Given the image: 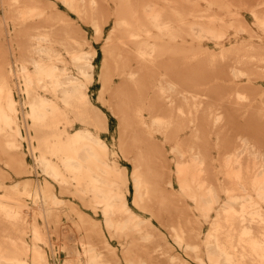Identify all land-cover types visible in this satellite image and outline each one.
Returning a JSON list of instances; mask_svg holds the SVG:
<instances>
[{"label":"bare ground","instance_id":"obj_1","mask_svg":"<svg viewBox=\"0 0 264 264\" xmlns=\"http://www.w3.org/2000/svg\"><path fill=\"white\" fill-rule=\"evenodd\" d=\"M18 1L0 16V264H48L44 247L56 242L62 264H118L101 225L55 187L100 212L125 264H191L128 205L129 182L132 204L196 264H264V0H59L103 40L99 67L96 46L65 16L45 0ZM94 82L130 173L100 137L108 118ZM168 142L176 191L161 166ZM63 206L72 228L59 225ZM72 229L82 235L69 244Z\"/></svg>","mask_w":264,"mask_h":264},{"label":"rangeland","instance_id":"obj_2","mask_svg":"<svg viewBox=\"0 0 264 264\" xmlns=\"http://www.w3.org/2000/svg\"><path fill=\"white\" fill-rule=\"evenodd\" d=\"M45 2H46V5L49 7L48 11H57V12L61 13L79 30V32L84 33L87 37L90 38L91 42H93V37L95 34H94L92 26H90L88 23L84 22L75 12L68 9V7L66 5L62 4L59 0H45ZM201 3L203 4V2H201ZM1 4H3V6ZM1 4H0V16L1 17L6 16L8 18L10 11H12L14 7L10 8V6L8 5L9 4L8 0H2ZM22 4H23V2L21 0H19L16 4L17 5L16 8L20 9ZM248 19L251 21V18L249 16H248ZM9 21H10V19H9ZM10 25L11 24H9L8 27H10ZM34 27H37V24H36L35 20L32 19L27 26L28 29H26L24 32V34H25L24 36L26 37L28 35V32L31 33V31H29V30H33ZM105 29L106 30L104 33V37L107 34V32L109 31L110 26L109 25L106 26ZM23 39H21V40L24 41ZM102 42H103V40H101L99 42H95V43L93 42V44L96 46L97 51H98L97 55H96V60H95L96 61L95 63L98 64V67L100 66L99 64L102 60V54L100 53V50H99ZM6 47L7 46L5 45V47L2 48L3 52H4L3 53L4 59L8 58V56H7L8 55L7 54L8 49L6 50ZM116 83H117L116 77H113V85H115ZM98 89H99L98 82H94V87L92 89L93 90L92 101H94L96 106L100 107V109L106 114V116L108 118V130L105 132H100V137L106 142L109 150L114 154L119 165L125 167L126 171L128 173H130V171L132 169L131 154L123 153L121 150V146H120L121 140H120L117 118L115 116H113L109 112L108 109L102 107L95 100L96 92ZM16 96L21 97V95H17V94H16ZM75 126H78V125L76 124ZM22 132H23L24 136H26L27 131H26L24 126H22ZM153 138L160 140V135L158 133L154 132ZM210 141L212 142V140H210ZM22 144H23L22 148H23V151L25 153L26 162L28 164H30L31 166L34 165L33 158H32V155L30 153V143L28 142L27 139H25ZM172 145L173 144L169 143V142L163 144L164 156L166 157V159H165V162H163V161L161 162V166L162 165L164 166V172L166 174V177L170 179V185H166L167 190L176 191L179 186H178V183H177V180L175 177V172H174V170H175V159H174V154L171 152ZM211 152H212V148H211ZM212 153H214V152H212ZM168 169H170L169 173H168ZM10 173H12V172H10ZM22 178L23 177H18V176L13 174L12 181H18ZM31 178L38 181V182H43V180H44V176H43L42 172L40 171V169H38V168H34V171L31 175ZM34 184H36V183L34 182ZM55 193L59 198L65 199L66 201L73 202L75 204L76 208H78L82 212H85L88 215H90L94 220H96L101 225V227L103 228V230L105 232V237H106L108 243L114 247V249L117 253V256L119 257L118 264H125V261L122 260L119 242L116 239L111 238L110 235L107 233V231L104 229L102 215L100 214V212L99 211H97L96 213L92 212V210L88 206H85L83 203L78 201L73 196H70L69 194L60 193L59 189L56 187H55ZM133 194H134V189L132 187L131 182H129V193L127 195L128 205L132 208V210L136 214H138L144 218H149L150 222L157 228V230L161 234L166 246L168 247V252L174 256L181 258V259L187 260L191 264H196L187 255V251H185L183 247L177 245L174 242V240L170 236L167 229L164 226L160 225V223L156 219L152 218L150 216V213L147 210H144V209L132 204L133 196H134ZM184 200H186V199H184ZM25 204L30 206L31 200L29 198H25ZM187 204L190 205L189 200H187ZM64 210L68 211V206H63V207L57 209L59 225L66 224L67 226L66 225H63V226H66L67 228H72V220H75V216L72 215V217L70 218L69 215H67ZM192 214L194 217H196L194 210H193ZM206 230H207V226L204 227V232H206ZM70 231L65 234L67 236V234L70 233L67 236L66 241L69 244H73V243H75L74 238L78 237L79 235H82V233L76 232V231H74V229H72L73 232L72 231L70 232ZM52 239L54 240L55 236H53ZM27 240H29L28 236H27ZM44 248H45L47 255H48V259H49L48 264H62L63 263L66 254H65V251L59 250L57 242L53 245V247H49V248L44 247Z\"/></svg>","mask_w":264,"mask_h":264}]
</instances>
